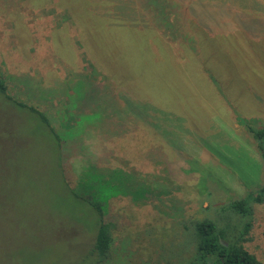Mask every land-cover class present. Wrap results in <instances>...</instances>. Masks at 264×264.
I'll return each mask as SVG.
<instances>
[{"label":"rangeland","instance_id":"1","mask_svg":"<svg viewBox=\"0 0 264 264\" xmlns=\"http://www.w3.org/2000/svg\"><path fill=\"white\" fill-rule=\"evenodd\" d=\"M6 1L0 77L7 92L45 113L60 134L72 128L63 134L79 150L60 157L32 114L0 97V264H188L195 247L185 226L205 218L238 225L227 241L248 223L242 244L264 264V202H251L243 217L225 210L264 186V162L239 122L264 129V0H185L190 18L183 27L176 10L165 8L169 41L141 20L139 5L133 11L141 28L128 33L110 25L118 21L109 17H126L107 0ZM92 69L119 80L102 112L75 123L81 108L102 106L86 80V72L96 75ZM202 69L219 81L209 82ZM71 83L81 86L79 97ZM138 106L145 113L135 114ZM111 118L127 131H103ZM91 161L170 191L143 206L124 196L108 201L113 241L102 262L90 253L96 215L71 194Z\"/></svg>","mask_w":264,"mask_h":264},{"label":"trees","instance_id":"2","mask_svg":"<svg viewBox=\"0 0 264 264\" xmlns=\"http://www.w3.org/2000/svg\"><path fill=\"white\" fill-rule=\"evenodd\" d=\"M7 1L6 3H8ZM10 1L12 2V0ZM19 1L21 0H13L12 4H17ZM107 4L112 7L111 9H113L115 13L120 11L122 12V15L126 17H109V20L118 21L112 22L110 23V25H116L120 28L126 27L130 30L128 31L129 33L141 28V20L148 21V23L151 24L152 27L159 29L160 33H163L164 38L167 41H169V37L172 40V35L167 33L164 29L165 21L171 20V15H168L166 13L171 14L176 10V23H178V25H181L182 27L186 26L187 19L190 18V13L188 12L187 8V2L185 0H152L151 2L147 0V2L145 3H143L142 0H107ZM130 4H132L131 7ZM138 5L140 7L139 9L141 10V13L143 12L141 16H143L145 19H138L136 17L137 14L133 11V8L137 7ZM165 8L168 9L166 13ZM93 71L96 72L95 76H90V74L86 72V80H90L91 84L93 85L90 90L97 91L100 94V97L104 99H101L102 106H95L94 108L89 109L80 107V111L78 113H74V117H71V119L77 118L75 123H80L82 118L85 117L89 120L91 115L102 112L105 109L103 106L106 104L109 105L108 103L111 102L109 94L113 96L112 92L115 91L114 85L118 83L116 81L118 78L113 77L109 73L108 75L107 73L101 74L97 70ZM202 73L206 75V77H209V82L211 83L216 77L204 69H202ZM102 76L104 77V82L102 84H99V78ZM215 81H219V79H214V82ZM111 84L113 85V88L110 87ZM75 86L76 88H74L72 84V95L79 97L81 86ZM121 87L122 85L119 84L118 88L121 89ZM217 89L221 88L216 86V91ZM128 91L130 94H134V92L130 90ZM102 93H104V97L103 95L101 96ZM0 97L9 106H14L15 109L19 111H26L31 113L32 117L36 119L44 129H46L47 135L51 139L52 144L54 145L56 150L62 151L60 157L68 158L78 152L79 146L74 145L76 144V141L72 138L65 139L67 136L65 137L63 134L64 132H70L72 128H68L62 134H60L59 131H56L53 128L49 118L45 113L39 111L33 106H28L12 98L8 94L7 85L1 77ZM136 100L139 103L142 101L138 98H136ZM62 101L64 102V104L63 108L61 109L63 111V114H67L65 113L64 109L69 105V102L66 101V97L64 96L62 97ZM122 102L123 99L121 100V98H118L117 102L116 100L114 101V104L115 106L122 108L124 105ZM129 106L130 108L135 109L131 104ZM141 106H138V108L140 109ZM160 112H162V110H160ZM143 113H145L144 110H135V114L137 115H141ZM136 120L138 119L135 118L133 122H135V125L137 126L139 122H136ZM239 122L252 135L255 141V149L257 150L261 160L264 162V145L262 142L264 140V129L257 130L243 119H239ZM73 126L74 123L71 127ZM103 126V131L108 133L113 132L115 136H119L120 133L124 134V132L127 131V127H125V124L122 125V123H120L119 125V123L112 118L109 121L107 120L106 123H103ZM67 140H70L71 144H73L72 147L69 144V147H65V143H67ZM67 148H74L75 153L74 151H69L70 153H72L70 154L68 152L69 149L67 150ZM60 163L61 162H59L60 169L63 170V163ZM63 181L65 185L69 187V183L66 180L65 175H63ZM169 193L170 191L165 187L145 184L137 179L134 174L124 171L121 168H113V170H101L98 169V167L96 166V162L94 161L86 164L80 176L78 177L76 186L72 189L71 194L75 199L82 202L85 206H88L96 215L94 241L90 253H93V255L95 254L98 257V262H102L107 258L108 253L111 249V244L113 241L111 236V224L105 221V216L108 212V201L110 199L116 196H124L128 197L133 205L143 206L149 202L162 201L167 195H169ZM251 202H264V186L255 193L248 194L243 199L230 202L225 207V210H229L235 215L243 217L245 214H251ZM237 227L238 225L234 224L232 226L229 225V223L227 225L223 224L220 227L217 221L206 218L199 221H193L188 226H185V228L191 233L195 247L194 255L188 264H261L253 254H251L244 248V245L242 244L246 241L243 237L247 234L250 227L248 223L243 224V227L240 230L235 241H227L228 232L230 230L234 231Z\"/></svg>","mask_w":264,"mask_h":264}]
</instances>
